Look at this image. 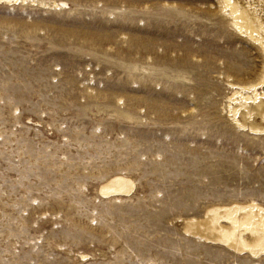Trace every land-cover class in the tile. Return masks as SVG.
I'll return each instance as SVG.
<instances>
[{
    "label": "rangeland",
    "instance_id": "rangeland-1",
    "mask_svg": "<svg viewBox=\"0 0 264 264\" xmlns=\"http://www.w3.org/2000/svg\"><path fill=\"white\" fill-rule=\"evenodd\" d=\"M262 66L218 0H0V264H264L185 228L264 207V130L228 111Z\"/></svg>",
    "mask_w": 264,
    "mask_h": 264
},
{
    "label": "bare ground",
    "instance_id": "bare-ground-1",
    "mask_svg": "<svg viewBox=\"0 0 264 264\" xmlns=\"http://www.w3.org/2000/svg\"><path fill=\"white\" fill-rule=\"evenodd\" d=\"M218 3L220 10L229 17L235 29L263 53L262 77L258 81L231 84L233 94L229 96V115L244 128L248 127L256 132L263 131L264 124L247 120L253 116L254 111L258 113V110L264 117V91L258 90V87L264 84V21L255 10L243 7L236 0H218ZM133 187V181L127 176L115 174L102 182L99 190L105 196H114L128 194ZM223 219L227 220L228 224H223ZM197 225L204 226L205 233L196 231L198 227L194 228ZM185 228L188 233H199L206 239L224 242L238 251L248 250L254 255L264 251V207L254 202L211 207L206 211L204 222L190 220Z\"/></svg>",
    "mask_w": 264,
    "mask_h": 264
}]
</instances>
